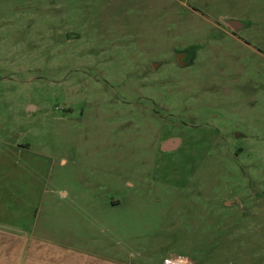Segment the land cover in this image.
<instances>
[{"label":"rangeland","instance_id":"1","mask_svg":"<svg viewBox=\"0 0 264 264\" xmlns=\"http://www.w3.org/2000/svg\"><path fill=\"white\" fill-rule=\"evenodd\" d=\"M1 190L91 264H264V0H0Z\"/></svg>","mask_w":264,"mask_h":264},{"label":"crops","instance_id":"2","mask_svg":"<svg viewBox=\"0 0 264 264\" xmlns=\"http://www.w3.org/2000/svg\"><path fill=\"white\" fill-rule=\"evenodd\" d=\"M3 195L4 192L1 190L0 264H91L88 256L75 253L73 249L58 248L41 237L31 235L26 231L28 228L24 223H12L11 220L17 217L15 214L17 212L10 214L11 209L6 207L7 203H3ZM168 256L176 257L177 255L170 254ZM126 258L119 255L113 258L103 256L98 258L97 262L98 264H136L135 260ZM186 258L193 261L192 257Z\"/></svg>","mask_w":264,"mask_h":264},{"label":"water","instance_id":"3","mask_svg":"<svg viewBox=\"0 0 264 264\" xmlns=\"http://www.w3.org/2000/svg\"><path fill=\"white\" fill-rule=\"evenodd\" d=\"M178 61L180 62V64L185 65L186 62L184 60V53H180L177 55ZM182 144V139L180 137H171L168 138L167 140H165L164 142H162L161 144V148L164 151H170V150H174V149H178L180 147V145ZM236 202V200H227L224 202V204L226 206H232L234 205Z\"/></svg>","mask_w":264,"mask_h":264},{"label":"built area","instance_id":"4","mask_svg":"<svg viewBox=\"0 0 264 264\" xmlns=\"http://www.w3.org/2000/svg\"><path fill=\"white\" fill-rule=\"evenodd\" d=\"M162 264H193L192 261L186 257L167 256L163 259Z\"/></svg>","mask_w":264,"mask_h":264},{"label":"flooded vegetation","instance_id":"5","mask_svg":"<svg viewBox=\"0 0 264 264\" xmlns=\"http://www.w3.org/2000/svg\"><path fill=\"white\" fill-rule=\"evenodd\" d=\"M180 53H184V59H185L186 57H188V52H178V54H180Z\"/></svg>","mask_w":264,"mask_h":264}]
</instances>
